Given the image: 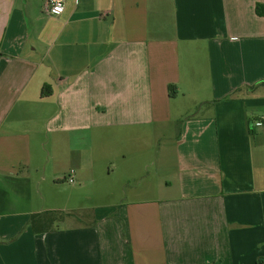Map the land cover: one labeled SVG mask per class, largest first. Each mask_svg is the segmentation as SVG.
<instances>
[{"label":"crops","instance_id":"obj_1","mask_svg":"<svg viewBox=\"0 0 264 264\" xmlns=\"http://www.w3.org/2000/svg\"><path fill=\"white\" fill-rule=\"evenodd\" d=\"M44 3L0 0V264H257L264 0ZM133 136L158 145L156 197L33 231L46 185L111 174Z\"/></svg>","mask_w":264,"mask_h":264},{"label":"rangeland","instance_id":"obj_2","mask_svg":"<svg viewBox=\"0 0 264 264\" xmlns=\"http://www.w3.org/2000/svg\"><path fill=\"white\" fill-rule=\"evenodd\" d=\"M259 129L257 127V130ZM106 146L109 151L115 149L111 153L112 157L99 159V162L104 160L102 166H111L112 173H108L106 168L97 167L93 176H87V182L77 180L75 177V183L63 179L55 180L57 183L53 187L46 185L50 188L46 187L44 191L46 197L44 204L49 207L45 212L73 213L67 219L73 224H78L79 217L84 218L90 214L94 216L96 211L108 210L107 207L156 197L160 182L157 166L144 164L145 159L148 160L147 162L154 159L153 156L158 148L155 140L148 137V144L141 150L134 136L130 141L124 143L119 140L110 141ZM124 151L127 153V158L123 155ZM65 167H68V164L62 166ZM56 168V163L52 161L49 166L50 175H53Z\"/></svg>","mask_w":264,"mask_h":264},{"label":"trees","instance_id":"obj_3","mask_svg":"<svg viewBox=\"0 0 264 264\" xmlns=\"http://www.w3.org/2000/svg\"><path fill=\"white\" fill-rule=\"evenodd\" d=\"M171 95H174V88L170 87ZM73 215V213H63L59 214L57 212H40V213H34L31 215L30 218V225L34 232L36 233H42V232H48L51 230L57 229V223L58 222H64L66 221L68 216ZM89 215L84 216V218L79 217V220H81L83 223L86 220L85 218ZM90 216H93L90 214ZM85 219V220H84ZM96 222H90L89 224L93 225ZM257 264H264V256H261L257 260Z\"/></svg>","mask_w":264,"mask_h":264},{"label":"built area","instance_id":"obj_4","mask_svg":"<svg viewBox=\"0 0 264 264\" xmlns=\"http://www.w3.org/2000/svg\"><path fill=\"white\" fill-rule=\"evenodd\" d=\"M71 1H73L75 4L79 3V0H45L44 6H43V12L51 16H59L66 11ZM257 125L263 126L264 118H261L260 120H258ZM74 173L75 171L72 170L70 174L67 176V180L70 183H74L75 181Z\"/></svg>","mask_w":264,"mask_h":264}]
</instances>
